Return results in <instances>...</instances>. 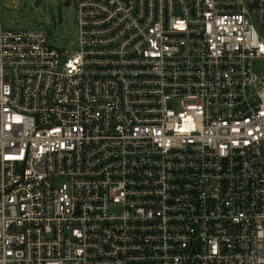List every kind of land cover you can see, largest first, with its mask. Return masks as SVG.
I'll return each instance as SVG.
<instances>
[{"label": "built area", "instance_id": "built-area-1", "mask_svg": "<svg viewBox=\"0 0 264 264\" xmlns=\"http://www.w3.org/2000/svg\"><path fill=\"white\" fill-rule=\"evenodd\" d=\"M71 4L0 23V264H264V0Z\"/></svg>", "mask_w": 264, "mask_h": 264}, {"label": "rangeland", "instance_id": "rangeland-1", "mask_svg": "<svg viewBox=\"0 0 264 264\" xmlns=\"http://www.w3.org/2000/svg\"><path fill=\"white\" fill-rule=\"evenodd\" d=\"M0 0V23L5 29L38 30L47 35V43L53 47L67 46L76 42V21L73 4L66 0ZM264 71V62L253 66Z\"/></svg>", "mask_w": 264, "mask_h": 264}, {"label": "water", "instance_id": "water-1", "mask_svg": "<svg viewBox=\"0 0 264 264\" xmlns=\"http://www.w3.org/2000/svg\"><path fill=\"white\" fill-rule=\"evenodd\" d=\"M42 0H36L35 1V7H38L39 5H41ZM66 4H67V0H66Z\"/></svg>", "mask_w": 264, "mask_h": 264}]
</instances>
